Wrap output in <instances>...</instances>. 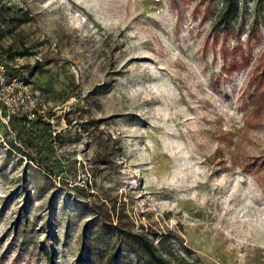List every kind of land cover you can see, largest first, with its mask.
Listing matches in <instances>:
<instances>
[{"label": "rangeland", "instance_id": "obj_1", "mask_svg": "<svg viewBox=\"0 0 264 264\" xmlns=\"http://www.w3.org/2000/svg\"><path fill=\"white\" fill-rule=\"evenodd\" d=\"M223 5L0 0V264H264V0Z\"/></svg>", "mask_w": 264, "mask_h": 264}, {"label": "trees", "instance_id": "obj_2", "mask_svg": "<svg viewBox=\"0 0 264 264\" xmlns=\"http://www.w3.org/2000/svg\"><path fill=\"white\" fill-rule=\"evenodd\" d=\"M223 8L221 9L218 18H217V24L223 26L224 30H228L232 28L233 26V21L235 17V13L238 10V0H223ZM31 19L24 17V19H21L20 23H27ZM30 53V48L25 47L24 48V53L23 54H29ZM39 64V63H37ZM37 67H39L37 65ZM36 67V68H37ZM242 68V67H238ZM262 90V91H261ZM259 93L258 96H256L254 104L261 106L264 108V82L260 84L257 90ZM256 94V91L254 95ZM28 143H31V146H34L35 143L31 140L28 141ZM37 152H42V149H36ZM38 164L43 167L46 171H49V167L46 163L44 162H38ZM263 178V187H264V177ZM109 228L112 231H116L119 235L126 237L133 245L139 247L143 253L145 254L147 260H149L153 264H172L169 260H167L165 257H163L161 254L158 253V246L155 244L154 240L149 239L148 237L140 234H135L130 231H125L122 228H119L118 226L115 225H109ZM158 235H155V238H157ZM159 238V237H158ZM159 243H163L162 240L159 241ZM47 255H50V253L47 251ZM51 256V255H50ZM80 261H83L84 259L80 256L79 257ZM50 264H53L52 259L50 260ZM176 264H197L195 262H178Z\"/></svg>", "mask_w": 264, "mask_h": 264}, {"label": "built area", "instance_id": "obj_3", "mask_svg": "<svg viewBox=\"0 0 264 264\" xmlns=\"http://www.w3.org/2000/svg\"><path fill=\"white\" fill-rule=\"evenodd\" d=\"M1 70H4V67H0ZM13 104V103H12ZM15 107L13 108V113L16 110H25L28 109L26 112L32 110L36 104L33 101L28 100L27 98L23 97V95L21 93H18V95H16V99L14 100V104ZM35 116L34 113H29V118H33Z\"/></svg>", "mask_w": 264, "mask_h": 264}]
</instances>
